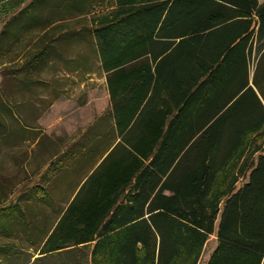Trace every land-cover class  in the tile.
<instances>
[{
	"label": "trees",
	"instance_id": "obj_1",
	"mask_svg": "<svg viewBox=\"0 0 264 264\" xmlns=\"http://www.w3.org/2000/svg\"><path fill=\"white\" fill-rule=\"evenodd\" d=\"M36 26L28 71L64 65L88 38L109 108L50 162L53 181L25 207H5L0 183V264H15L20 235L61 264H198L213 234L206 264H264V2L32 0L0 50L21 54Z\"/></svg>",
	"mask_w": 264,
	"mask_h": 264
},
{
	"label": "rangeland",
	"instance_id": "obj_2",
	"mask_svg": "<svg viewBox=\"0 0 264 264\" xmlns=\"http://www.w3.org/2000/svg\"><path fill=\"white\" fill-rule=\"evenodd\" d=\"M31 1L5 0L0 4V33L10 18ZM96 10L100 11V7ZM53 19L57 20V17ZM40 32L41 28L36 26L34 31L23 36L26 47L21 54H18L21 49L13 46L0 50V118L4 124L0 136V183L7 194L3 195L6 197L5 207L17 201L25 207L23 196L26 198L30 189L48 186L49 182L43 181V173L51 157L47 149L43 151L47 144V147L53 145L58 153L68 148L75 140L80 141L87 128L100 117L99 114L103 115L109 108L105 74L96 49L88 38L66 50L68 61L64 65L50 58L47 64L28 71L26 63L33 55L31 51ZM77 61L81 62L78 68L73 65ZM248 175L247 167L240 175L234 192L247 182ZM72 193L67 192L65 198L69 199ZM61 195L60 188L54 192L53 198L62 199ZM33 210L47 228L57 220L48 214L47 208ZM19 237L15 243L20 255L15 264L64 263L56 256L41 258L37 249L39 245L32 243V238ZM9 241L4 239L3 243ZM215 247L216 236L213 234L198 264H206Z\"/></svg>",
	"mask_w": 264,
	"mask_h": 264
},
{
	"label": "crops",
	"instance_id": "obj_3",
	"mask_svg": "<svg viewBox=\"0 0 264 264\" xmlns=\"http://www.w3.org/2000/svg\"><path fill=\"white\" fill-rule=\"evenodd\" d=\"M258 1V3L259 4H261V3H263L264 2V0H257ZM108 93V92H107ZM58 100V99H57ZM108 102H109V95H108ZM54 104V103H53ZM52 104V105H53ZM109 104V103H108ZM99 116H101V114H99ZM77 142V140H75V142L74 143H76ZM74 143H72L68 148H65L64 150H62V151H60L59 153L58 152H56L55 151V148L53 147V145L51 146H48L47 147V145H46V147H45V149L43 150L44 152L46 151V149H47V152H48V154H49V157H50V159H49V161H48V165H47V167H46V169H45V171H44V173H43V176H46V178L45 179H47V180H44V181H48L49 183H50V181L52 182L53 180H52V178H53V176H54V173L52 172V170H53V167L50 169V162L51 161H55L56 160V158H58V157H61L60 159H63L64 157H62V155L66 152V151H68V149L74 144ZM42 147H44V146H42ZM67 158V157H66ZM64 170H65V168H64ZM69 170H71V169H69V168H66V171H69ZM64 176V178H66L67 176L66 175H63ZM71 176H73V174H71ZM63 178V179H64ZM64 184H65V181H64ZM58 185V183H56V186ZM61 188V190H62V192H63V184H61V185H58V189H60ZM53 196H54V194H53ZM62 196V195H61ZM55 197V196H54ZM57 202H59L60 201V198H54Z\"/></svg>",
	"mask_w": 264,
	"mask_h": 264
}]
</instances>
